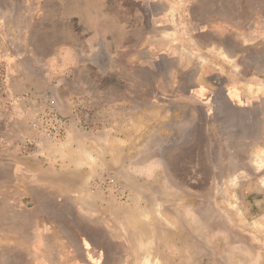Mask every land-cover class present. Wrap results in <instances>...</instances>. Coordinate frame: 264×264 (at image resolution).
<instances>
[{"label":"rangeland","instance_id":"374dc122","mask_svg":"<svg viewBox=\"0 0 264 264\" xmlns=\"http://www.w3.org/2000/svg\"><path fill=\"white\" fill-rule=\"evenodd\" d=\"M178 3L179 73L126 91L58 52L81 0H0V264H264V0Z\"/></svg>","mask_w":264,"mask_h":264},{"label":"crops","instance_id":"0c3cea01","mask_svg":"<svg viewBox=\"0 0 264 264\" xmlns=\"http://www.w3.org/2000/svg\"><path fill=\"white\" fill-rule=\"evenodd\" d=\"M71 1L58 0V3L61 4V10L70 9L69 5ZM81 1L84 3L82 9L87 10V15L83 13L86 20L81 21V26L75 31V34L79 37L73 38L71 40L72 43L69 44L70 46H63L59 49L58 52L61 56H71L81 59L83 53L79 52V46L83 45L89 51L87 58L90 60L92 58L104 57L107 60L106 64L108 63L106 72L110 74L109 76L112 79L109 82L112 86L109 87L117 90L144 91L153 89L158 91L161 90L159 84L172 82L170 79L171 73L178 74L179 67L182 64V59L180 61V58H182V49L184 47L180 45L178 36L183 37L181 33L177 32L180 28L175 31L166 27L174 26L176 22L179 25L181 22V14H179V9L181 8L178 6L179 0H172V3L170 1L171 5L168 3V0ZM127 7L133 11L130 12L132 23L117 22L119 20L116 19L114 13L118 10L122 12V9L126 10ZM105 10H107L106 13ZM96 11L102 12L104 16L106 14L107 18L99 16L97 19L95 17ZM88 16H91L90 25L88 23ZM261 19L264 21V14ZM90 29L92 30L91 33L80 38L81 34H85L84 32H88ZM260 36L264 38V34L261 33ZM170 58L174 61L173 67L167 63L164 71L163 69L161 70L160 65L163 66L162 62L164 59ZM89 63L90 61H88ZM126 73L129 75V80L123 78V74ZM146 73L150 74V78H146L145 80L144 75ZM160 74H164L165 76L161 77ZM89 83L87 84V88H96L100 91L109 88L100 85L101 83H97L96 86L94 83ZM230 86L232 88V85ZM238 93L240 92L238 91ZM139 100L142 101V99ZM140 101L134 98L130 99V109L128 112L130 119L133 121L139 120V114H142V112L155 110L157 107V104L152 107V102L151 104L145 103L143 106L145 105L146 109H141L140 111L142 112L139 113L138 108L142 106V102ZM71 104L72 106L75 105L74 101ZM107 129L105 126L101 128L102 131L106 132L109 131Z\"/></svg>","mask_w":264,"mask_h":264},{"label":"built area","instance_id":"2783aa9c","mask_svg":"<svg viewBox=\"0 0 264 264\" xmlns=\"http://www.w3.org/2000/svg\"><path fill=\"white\" fill-rule=\"evenodd\" d=\"M53 121H54V123H56V122H58V121H60V120H58L57 118H54ZM52 128H53V129H56L55 127H52Z\"/></svg>","mask_w":264,"mask_h":264},{"label":"bare ground","instance_id":"6f19581e","mask_svg":"<svg viewBox=\"0 0 264 264\" xmlns=\"http://www.w3.org/2000/svg\"><path fill=\"white\" fill-rule=\"evenodd\" d=\"M89 154V153H88ZM88 154H87V156H88ZM86 155V154H85ZM262 159V158H261ZM263 160H264V153H263ZM262 165H264V161H262ZM259 165V164H258Z\"/></svg>","mask_w":264,"mask_h":264}]
</instances>
